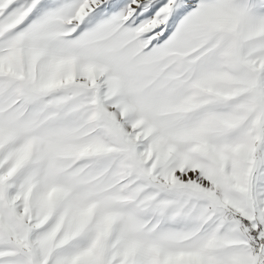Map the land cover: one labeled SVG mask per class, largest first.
Masks as SVG:
<instances>
[{
	"label": "snow or ice",
	"instance_id": "obj_1",
	"mask_svg": "<svg viewBox=\"0 0 264 264\" xmlns=\"http://www.w3.org/2000/svg\"><path fill=\"white\" fill-rule=\"evenodd\" d=\"M0 264H264V0H0Z\"/></svg>",
	"mask_w": 264,
	"mask_h": 264
}]
</instances>
